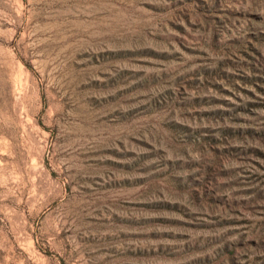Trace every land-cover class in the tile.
<instances>
[{"label": "rangeland", "instance_id": "obj_1", "mask_svg": "<svg viewBox=\"0 0 264 264\" xmlns=\"http://www.w3.org/2000/svg\"><path fill=\"white\" fill-rule=\"evenodd\" d=\"M0 264H264V0H0Z\"/></svg>", "mask_w": 264, "mask_h": 264}]
</instances>
